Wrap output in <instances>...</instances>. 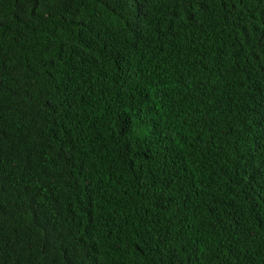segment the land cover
<instances>
[{"label":"trees","instance_id":"obj_1","mask_svg":"<svg viewBox=\"0 0 264 264\" xmlns=\"http://www.w3.org/2000/svg\"><path fill=\"white\" fill-rule=\"evenodd\" d=\"M0 264H264V0H0Z\"/></svg>","mask_w":264,"mask_h":264}]
</instances>
